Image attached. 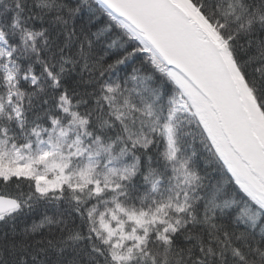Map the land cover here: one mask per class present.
I'll return each instance as SVG.
<instances>
[{
	"label": "snow or ice",
	"instance_id": "1",
	"mask_svg": "<svg viewBox=\"0 0 264 264\" xmlns=\"http://www.w3.org/2000/svg\"><path fill=\"white\" fill-rule=\"evenodd\" d=\"M0 264H264V0H0Z\"/></svg>",
	"mask_w": 264,
	"mask_h": 264
},
{
	"label": "trees",
	"instance_id": "2",
	"mask_svg": "<svg viewBox=\"0 0 264 264\" xmlns=\"http://www.w3.org/2000/svg\"><path fill=\"white\" fill-rule=\"evenodd\" d=\"M35 219L37 220V222L39 221V217L38 216Z\"/></svg>",
	"mask_w": 264,
	"mask_h": 264
}]
</instances>
